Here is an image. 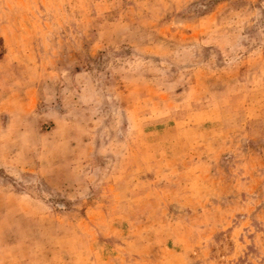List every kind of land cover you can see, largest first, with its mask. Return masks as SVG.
<instances>
[{
  "label": "rangeland",
  "instance_id": "1",
  "mask_svg": "<svg viewBox=\"0 0 264 264\" xmlns=\"http://www.w3.org/2000/svg\"><path fill=\"white\" fill-rule=\"evenodd\" d=\"M0 264H264V0H0Z\"/></svg>",
  "mask_w": 264,
  "mask_h": 264
}]
</instances>
